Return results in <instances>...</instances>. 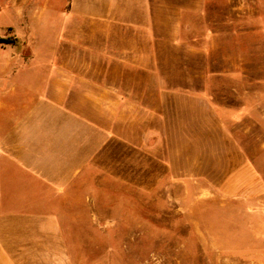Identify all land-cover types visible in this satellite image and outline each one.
Listing matches in <instances>:
<instances>
[{"label":"rangeland","instance_id":"rangeland-1","mask_svg":"<svg viewBox=\"0 0 264 264\" xmlns=\"http://www.w3.org/2000/svg\"><path fill=\"white\" fill-rule=\"evenodd\" d=\"M90 12L135 25L92 41ZM107 40L137 51L81 49ZM69 47L125 88L64 212L70 264H264V0H0V66L38 76Z\"/></svg>","mask_w":264,"mask_h":264},{"label":"crops","instance_id":"crops-1","mask_svg":"<svg viewBox=\"0 0 264 264\" xmlns=\"http://www.w3.org/2000/svg\"><path fill=\"white\" fill-rule=\"evenodd\" d=\"M90 16L88 28L74 33L92 41L96 35H125L114 34L111 21L135 25ZM99 22H105L102 28L94 27ZM84 45L88 53L137 51L136 44L111 47L108 40ZM71 48L63 60L37 66L38 76H27V61L0 66V264H70L61 229L77 226L79 216L64 212L91 201L92 191L76 184L109 146L110 113H119L125 99L123 81L108 66L73 56Z\"/></svg>","mask_w":264,"mask_h":264}]
</instances>
